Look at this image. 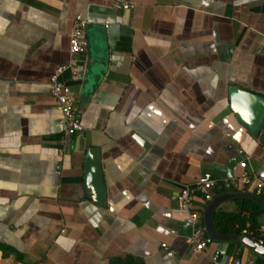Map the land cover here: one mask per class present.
Returning a JSON list of instances; mask_svg holds the SVG:
<instances>
[{"label":"crops","instance_id":"crops-1","mask_svg":"<svg viewBox=\"0 0 264 264\" xmlns=\"http://www.w3.org/2000/svg\"><path fill=\"white\" fill-rule=\"evenodd\" d=\"M79 15L87 39L101 36L106 68L88 101L62 75L86 128L67 140L49 81L71 60ZM87 62L88 49L81 77ZM232 86L264 98V0H0V264H210L187 242L181 187L206 172L240 176L242 161L264 181V120L257 131L241 122ZM90 147L101 149L105 207L87 196ZM241 200L220 204L214 223ZM209 203H197L203 224ZM254 227L210 251L264 264L241 241L264 237V212Z\"/></svg>","mask_w":264,"mask_h":264},{"label":"built area","instance_id":"built-area-1","mask_svg":"<svg viewBox=\"0 0 264 264\" xmlns=\"http://www.w3.org/2000/svg\"><path fill=\"white\" fill-rule=\"evenodd\" d=\"M114 7L130 10L134 9L135 5L116 2ZM86 25L87 21L81 15L75 18L73 29L70 33L71 60L68 65L59 66L51 75L49 81L51 97L55 100L57 109L63 117L64 134L67 140L84 134L86 131L77 110L76 97L62 80V75L68 69L76 66V58L87 50ZM231 161L234 162L235 159ZM239 165L243 169L240 176L218 179L212 173L206 172L195 183L183 185L177 196L179 207L187 214V223L192 229L191 236L187 239V242L194 247L196 252H208L210 254V264H241V262L239 260H226L220 252L210 251V246L214 240L207 233L204 224L201 223L202 212L197 207V203L200 201L207 204L218 193L245 192L250 188L254 189L257 196L264 197V181L250 173L246 161L239 162ZM242 234L250 235L253 232L244 229ZM258 241L264 245V237ZM163 247L168 249L165 244Z\"/></svg>","mask_w":264,"mask_h":264},{"label":"water","instance_id":"water-1","mask_svg":"<svg viewBox=\"0 0 264 264\" xmlns=\"http://www.w3.org/2000/svg\"><path fill=\"white\" fill-rule=\"evenodd\" d=\"M87 26V25H86ZM89 29V26H88ZM87 39V37H86ZM103 43L101 36L96 33L94 38L88 37V62L86 65V73L83 77L80 76V69L78 63L74 68L68 69L72 76H77V80L81 82V100L88 101L94 94L101 77L105 73V53L101 50ZM103 67V70L99 69ZM69 87V85L66 83ZM74 95V92L69 87ZM231 108L234 113L239 117L242 123L246 124L252 131H257L264 120V98L260 95L251 93L245 89L237 86H232L229 90ZM137 141L145 148L148 149L149 143L136 137ZM85 180L87 186V196L105 207L107 205V186L103 172L101 149L98 147H90L86 151L85 157ZM249 199L264 207V200L260 197L246 192L239 193H224L215 197L207 206L204 211V224L207 233L217 242H227L240 240L239 235L223 236L215 227L214 215L216 209L225 201L232 199ZM241 241L248 247L254 249L256 252L264 256V245L260 244L258 240L249 237L241 238Z\"/></svg>","mask_w":264,"mask_h":264},{"label":"trees","instance_id":"trees-1","mask_svg":"<svg viewBox=\"0 0 264 264\" xmlns=\"http://www.w3.org/2000/svg\"><path fill=\"white\" fill-rule=\"evenodd\" d=\"M242 204L244 205H252L253 208H245V207H241V211L240 213H238L237 215H230V214H226V213H221V214H217L216 216V221H215V225L217 230L223 234V235H231V234H241V232L243 231V229H245L247 227V223H252L249 227V231L253 230L256 232V228L254 227V223L257 220L258 216L264 212V209L257 203L247 200V199H243L241 200ZM245 209L251 210L254 209L253 211H251V215L250 218L251 220H247L245 217L242 216L243 211Z\"/></svg>","mask_w":264,"mask_h":264}]
</instances>
